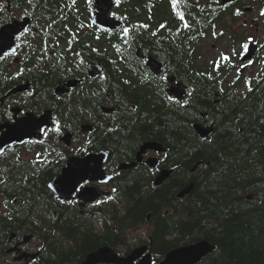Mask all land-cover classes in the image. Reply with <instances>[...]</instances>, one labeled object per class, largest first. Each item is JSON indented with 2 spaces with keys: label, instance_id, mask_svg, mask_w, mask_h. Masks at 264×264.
I'll return each instance as SVG.
<instances>
[{
  "label": "trees",
  "instance_id": "trees-1",
  "mask_svg": "<svg viewBox=\"0 0 264 264\" xmlns=\"http://www.w3.org/2000/svg\"><path fill=\"white\" fill-rule=\"evenodd\" d=\"M119 48V42L108 39L106 49L99 53L105 67L133 63L129 54L120 61ZM85 54L89 58L94 56L91 47ZM9 63L0 60V99L15 84L30 82L33 94L24 98L32 112L47 107L46 100L53 96L55 85L79 77L70 65L53 61L50 75L44 78L45 82L53 81L42 86L34 65L10 70ZM185 77L179 76L188 87L185 104L175 102L168 109L152 103L150 90L136 91L130 87L131 75L107 74L105 81H100L106 83L105 89L113 99L121 91L122 97L134 100L116 105L114 115L118 117L113 122L120 138L133 134L138 142H159L167 151L163 167L173 170L160 187L144 181L143 172L123 173L114 182L118 183L116 189L121 196L116 199L121 201L123 214L120 219L97 218L96 221L103 222V234L94 228L93 218L54 199L48 184L60 170V159L51 160L42 151L40 161H23L19 151L0 157V264H16L6 254L12 234L14 241L31 235L40 244L37 258L30 264H81L98 247L117 246L119 236L126 237L127 230L141 225L149 227L154 264H159L188 237L187 245L207 240L216 247L198 264H264V85L254 84L248 93L238 95L229 89L222 90L203 72ZM195 82L201 87L194 88ZM100 85L93 87L98 97L104 93ZM87 92L80 102H74L75 120L94 112L100 115L93 92ZM215 94L218 99H214ZM6 103L0 110V124L10 118ZM21 103L14 101L16 105ZM65 118L61 115L56 127L64 126ZM195 124L212 126L209 140L202 141L197 136L192 129ZM47 134L49 141L57 144L60 134ZM108 135L100 134L98 127H94L86 146L92 151H107L100 141ZM120 152L110 153L115 164L134 158L130 152ZM197 163L201 165L191 172ZM191 183L190 193L178 199L177 195ZM106 207L104 211L111 208L108 204ZM124 242L128 251L138 243L149 244L148 237Z\"/></svg>",
  "mask_w": 264,
  "mask_h": 264
},
{
  "label": "flooded vegetation",
  "instance_id": "flooded-vegetation-1",
  "mask_svg": "<svg viewBox=\"0 0 264 264\" xmlns=\"http://www.w3.org/2000/svg\"><path fill=\"white\" fill-rule=\"evenodd\" d=\"M262 10H264V0H177L175 7L172 0H0V30L5 26H14L11 28L10 37L12 36L14 42L16 41V50L14 53H4L0 56L2 57L0 60L10 62L8 65L10 70L32 64L35 66V71L37 70L35 75L38 84L42 86H47L53 81L52 79L44 81V78L50 75L53 61L58 64L64 62L79 74L78 78H71L55 85L53 96H49L46 100L49 102L47 107H39L37 112L31 111L24 98L33 94L32 84L25 81L12 86L9 92L17 88L16 86L26 84L29 85V90L5 98L8 114L12 108H17V118L24 117L28 112L41 116L45 111L50 110L53 113V127L50 131L60 135L57 136V144L54 140L49 141L48 131L9 150L26 151L31 148L32 151L29 152L42 156L40 154L42 151L51 160L60 159L63 163L59 165L60 170L56 175L58 176L70 158H80L87 153L99 151H92L86 146L89 143V136L80 135L83 125H90L93 129L98 127L100 134H109L100 142L107 149L101 151L108 154L104 171L113 175V180L106 184L86 181L79 185L69 200L62 202L64 205L70 204L68 208L77 207L79 210L82 201L78 198V192L84 188H95L105 193L106 195L102 194L93 203L85 204L82 211L79 210L80 214L93 218L94 228L103 234V222L96 219L100 217L120 219L123 214L121 201L118 200L121 195L116 189L118 183L114 184V182L118 181L123 173L133 174L135 171V174L143 172L144 181L148 180L152 184L158 172L165 169L163 162L166 152L158 154L148 151L143 156L142 163L135 168L128 171L118 170L121 162L115 164L111 161L110 153L130 152L129 154H134V158L127 161L130 163L135 160L144 143L156 141L144 139L138 142L135 141L133 134H126L124 139L120 138L113 122L118 117L114 115L116 105L134 100L122 97L121 91H118L113 99L112 94L107 93L105 89L106 83L100 81H105L107 74L131 75L130 87L136 91L150 90L154 97L152 103L166 109L175 102L185 104L184 100L180 102L174 96L170 97L169 90L178 84L186 90L188 87L181 82L179 76L185 79L187 74L203 72L210 75L211 81L216 86H221L222 90L229 89L234 94L244 95L252 90L254 84L264 85ZM108 39L110 42H119L120 61L123 56L129 54L133 63L127 65L120 62L116 68L105 67L99 53L106 49ZM87 46L92 48L93 58L85 56L88 52ZM114 51L116 52L115 49ZM251 52L253 55L250 59L243 60V57L250 55ZM148 63L159 65L162 69V77L154 75ZM91 65L97 66L100 72L92 75ZM69 80H78L80 83L68 93L56 95L57 87H64ZM100 84L104 93L98 97V92L93 87L96 85L101 87ZM200 87V84L195 82L194 88ZM87 91L93 92L94 103L100 115L94 112L91 116L85 114L82 119L80 118L85 121L75 120L74 111L77 110V104L74 102H80L83 93L88 94ZM214 96V99H218V95ZM15 100L22 103L16 105ZM3 105L4 103L0 110L4 108ZM103 108L111 109L112 113L105 114ZM61 115L66 116L65 125L56 127ZM12 121V118L4 120L9 123ZM103 127H105L104 131H102ZM67 133L74 134L70 147H65L61 143L62 137ZM149 158L161 160V164L154 172H150L145 165V161ZM107 204L111 208L104 211ZM141 226L132 228L126 237L119 236L117 246L101 247H109L118 257H127L134 249L140 247H147V253H151V237L146 233L138 237L143 239L148 237L149 244L138 243L133 250H123L124 241L134 240L129 235L132 236L136 230L139 231ZM19 242L20 240L15 241L7 251ZM30 245V242L21 245L18 254L11 253L7 256L8 260L12 259L16 264L32 263L36 258L23 259L20 262L14 260L21 253H39V243L35 248H31ZM152 264H154L153 255Z\"/></svg>",
  "mask_w": 264,
  "mask_h": 264
},
{
  "label": "water",
  "instance_id": "water-1",
  "mask_svg": "<svg viewBox=\"0 0 264 264\" xmlns=\"http://www.w3.org/2000/svg\"><path fill=\"white\" fill-rule=\"evenodd\" d=\"M11 28H14V26H5L0 30V55H2L3 53H11L15 50L14 38L12 36L10 37V33L12 32ZM252 55L253 52H251L250 55H245L243 57V60L250 59ZM148 67L153 70V73L155 75H159V77L163 75L162 69L159 65L155 63L154 65L152 63H148ZM94 68L97 72L100 71L97 67ZM155 68H159V70H155ZM159 71L161 72L159 73ZM77 85V82L70 81L66 84V87L63 88V90L68 91L67 89L73 88ZM28 88L29 85L24 87H17L13 89L7 95V97L12 94L23 92ZM169 93V96H174L178 101L183 100L186 96V91L179 84L175 87H172ZM106 111L108 113L111 112L109 109H106ZM15 112L18 113L17 111ZM51 119L52 116L50 112H46L39 118H36L33 114H27L25 118L16 120L11 125L2 126L0 128V132H2L3 129L4 131L0 136V155H2L7 148H12L16 144H22L26 141H30L37 135V133L45 131V129L51 126ZM192 129L202 141L209 140L213 133L212 127L203 128L198 124L192 125ZM82 130L92 131V129L88 126H84ZM71 138V134H66L61 141L69 146ZM147 150L156 151L157 153L165 152V150L159 143H144L136 154V160L130 164H121L120 170H128L134 168L138 163L142 161V157ZM107 157L108 155L106 153L100 152L98 154L89 153L81 159H69L67 166L64 167L61 170L60 174L48 184L49 190L53 193L56 200H58L59 202H63L64 200H69L70 196L76 191L79 185H81L85 181L108 183L112 180L113 177L110 175H106L102 169ZM146 165L153 172L160 165V160L156 158H150L146 161ZM200 165L201 163L195 164L192 167L191 172H194ZM172 172L173 170L160 171L159 174L154 178L153 186H162L168 181ZM192 187L193 184H189V186L184 191H181L177 195V198L183 199L190 193ZM98 197L99 194L95 189L92 188L83 189L78 196V198L84 204L93 203L98 199ZM14 238L15 235H11L9 238V242ZM31 239L32 236H25L21 244L28 243ZM215 248L216 247L212 246L207 240H200L194 244L180 246L171 250L160 260L159 264H198L203 258L212 253ZM16 250H18V247L12 248L9 252H14ZM147 250V247H140L134 249L126 258H120L112 251V249L104 246L99 248L97 251L87 255L81 264H152L151 254L143 256L147 252ZM36 257L37 254H22L21 256L16 258L15 261L19 262L22 259L33 260Z\"/></svg>",
  "mask_w": 264,
  "mask_h": 264
},
{
  "label": "rangeland",
  "instance_id": "rangeland-1",
  "mask_svg": "<svg viewBox=\"0 0 264 264\" xmlns=\"http://www.w3.org/2000/svg\"><path fill=\"white\" fill-rule=\"evenodd\" d=\"M240 92H242V91H240ZM239 92V93H240ZM20 152V155H21V159L23 160V161H29V160H37L39 157H40V155H38V154H36L35 152H29V151H25V150H21V151H19ZM82 204H81V206H80V208H79V210H83L84 209V205H83V202H81ZM136 228V227H135ZM131 230V228L128 230V232H125L124 234H127L128 235V233H129V231ZM144 233H146V234H149V227L148 226H146V225H142L140 228H139V231L138 230H136V232H134L133 233V235L131 236V235H129L130 236V238L132 237V239H135V238H139L138 236H143L144 235ZM126 235V236H127ZM189 238V237H188ZM188 238H185L183 241H181V243H180V246H183V245H187L188 244V242H189V240H188ZM130 239H126L125 241H129ZM125 243V242H124ZM30 247L31 248H35V246H37V242H35V241H31L30 242ZM119 251H120V249H118ZM123 250H124V248H123ZM11 253V252H10ZM11 255V254H10ZM160 262V261H159Z\"/></svg>",
  "mask_w": 264,
  "mask_h": 264
},
{
  "label": "snow or ice",
  "instance_id": "snow-or-ice-1",
  "mask_svg": "<svg viewBox=\"0 0 264 264\" xmlns=\"http://www.w3.org/2000/svg\"><path fill=\"white\" fill-rule=\"evenodd\" d=\"M172 4L175 7L176 4H177V0H172ZM236 14L237 15L239 14V11L238 10H237V13ZM261 15H264V10L261 11ZM125 31H127V30H125ZM244 47H246V45ZM0 58H2V57H0ZM224 59H227V57H224Z\"/></svg>",
  "mask_w": 264,
  "mask_h": 264
}]
</instances>
